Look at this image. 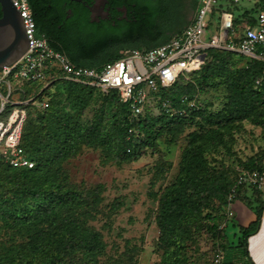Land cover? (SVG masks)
<instances>
[{"label": "rangeland", "instance_id": "1", "mask_svg": "<svg viewBox=\"0 0 264 264\" xmlns=\"http://www.w3.org/2000/svg\"><path fill=\"white\" fill-rule=\"evenodd\" d=\"M184 1H151L161 12L158 20L163 31L172 35L185 27ZM254 3V0H241L233 6L217 0L209 19L210 29H214L219 12L241 13ZM205 70L204 75H210L208 80L196 74L186 82L188 92L196 96V114L177 124L154 122V131L160 133L152 144L147 142L144 132L123 133L124 113L114 106L115 100L108 102L96 92L80 94L74 90L79 97L88 98V104L82 106L74 101L73 94H68L66 87L62 91H58L61 85L52 89L49 96L53 106L58 113L69 116L70 125L90 127L102 138L96 145L79 137L64 159L47 163L51 179L62 183L64 188L79 191L82 196L83 205L61 210L57 221L60 224L72 221L97 236L102 251L94 264H213L217 250L230 251V245L240 236L236 220L231 223L227 213L229 195L207 193L202 196L200 209L178 229L179 247L173 249L160 241L156 220L159 200L164 190L177 181L190 144L201 146L198 163L202 180L207 178L211 184L214 178L219 179L221 189L232 186L236 173L247 172L252 165L264 171V82L256 85L253 78L257 74L252 63L234 54L220 55ZM17 85L22 86L20 82ZM244 92L258 94L245 101ZM12 108L9 106L0 119L5 120ZM32 116L26 120L23 132L43 128L44 123ZM122 144L134 152L131 160L117 157ZM248 189H243L244 194L254 198L256 194ZM209 213L213 220L207 216ZM214 226L217 232L210 231ZM223 226H226L225 238L218 231ZM52 231L49 223L29 231L24 226L0 223V254L17 248L27 251L28 247L39 245L43 238L49 240L47 235Z\"/></svg>", "mask_w": 264, "mask_h": 264}, {"label": "trees", "instance_id": "2", "mask_svg": "<svg viewBox=\"0 0 264 264\" xmlns=\"http://www.w3.org/2000/svg\"><path fill=\"white\" fill-rule=\"evenodd\" d=\"M254 1L251 8L244 9L241 13L233 12L235 26L243 21L251 25L254 24L256 9L264 0ZM27 2L35 22L36 34L45 36L49 45L65 54L73 64L86 68H98L120 57L119 49L122 47L115 51L109 50V41L104 38L108 30L90 23L87 14L79 11L82 6L78 3L69 0H27ZM130 2L135 4L134 8H131L134 19H130L131 24H127L125 28L128 35V46L124 49L147 50L163 44L181 31L172 35L169 31H163L162 24L158 20L160 10L154 7L151 1L130 0ZM68 12L70 17L65 19ZM48 21H53L55 25L61 24V28L55 27V31H51L48 28ZM151 44L153 46L149 47ZM226 54L242 57L230 51L208 50L203 65L199 70L189 74L187 80L181 77L172 87L158 90L156 101L159 102L156 104L158 109L156 114H153L152 109H148L138 118L130 116L128 107L122 104L113 92L102 95L92 87L81 86L62 79L49 81L41 91L42 87L36 84L25 86V99L30 98L37 103L44 102V108L41 109L31 103L25 106L26 117L21 128V146L34 162V166L31 169L12 168L0 158V223L24 226L27 231L42 223H49L50 228L53 226V231L47 235L49 240L43 238L39 245L33 248L28 247L27 251L17 248L13 252L6 251L0 254V264H70L71 260L76 261V264H94L95 257L102 251V246L93 232L80 228L72 221L63 224L57 221L61 210L70 209L72 206L81 207L84 201L79 191L70 187L64 188L62 183L50 178L47 163H56L64 159L79 137L89 139L90 144L96 145L100 144L102 138L99 134H95V130L90 127H83L80 124L70 125L69 116L65 113H58L49 96L54 86H62L58 91H62L66 87L68 94L70 96L73 94L74 101L82 106L87 105L89 100L84 95L79 97V93L82 94L86 91L96 92L108 102L115 100L114 106L124 113L121 122L123 133L125 134L127 130H135L137 133L144 132L147 142L152 144L160 133L154 131V122L168 121V124H177L191 119L196 114L198 111L196 106L194 109L188 110L185 103L181 101L182 97L186 96L188 100L195 99V105L197 103L196 96L188 92L186 82L196 74H200L205 80H208L210 75H204L205 69L219 60L220 55ZM249 61L257 74L253 80L256 85H261L264 82V62ZM74 90L79 93L75 94ZM257 94L258 92L243 93L245 101L254 98ZM163 101H167L173 108L185 109L189 113L186 116L170 115L161 108ZM32 114L36 115V119L41 124L44 123L42 124L43 128L26 129L23 132L24 124L27 119L33 118ZM52 115H55L54 118ZM201 152L200 145L190 144V148L183 156L177 181L164 190L159 200L156 220L161 234L160 241L173 249L179 247L178 229L192 213L200 209L202 196H206L207 193L211 195L226 193L228 196L234 186V183L232 186L226 185L228 188L225 190L221 189L219 179L214 178L211 184H208L207 178L202 180V168L198 163ZM133 154L134 152L122 144L119 146L117 157L131 160ZM251 170L261 171L262 168L255 164L248 171ZM243 189L247 188L236 189L234 199H238L248 207L259 204L254 208L256 220L247 227L239 228L240 236L230 251L224 253L221 248L217 250V252L223 253L222 264H250L246 251V238L258 229L261 196L258 195L259 191L249 188L253 191L252 194H256L254 198H251V195L244 194ZM96 200L94 196L93 202ZM207 216L214 219L210 213ZM225 227L218 230L221 232L219 236L223 238L226 237ZM210 231L217 232V229L214 226L210 228ZM76 257L79 258L75 259Z\"/></svg>", "mask_w": 264, "mask_h": 264}, {"label": "built area", "instance_id": "3", "mask_svg": "<svg viewBox=\"0 0 264 264\" xmlns=\"http://www.w3.org/2000/svg\"><path fill=\"white\" fill-rule=\"evenodd\" d=\"M10 1L20 14L27 37V48L20 58L0 68V118L9 106L13 107L5 120L0 119V158L12 168L31 169L34 166L21 146V128L26 117L25 106L31 103L41 109L44 102L25 99L24 87L27 85L36 84L42 87L41 91L49 81L62 79L92 87L102 95L113 92L128 107L130 116L138 118L148 109L156 114L158 90L172 87L181 77L187 80L189 74L203 65L210 49L230 51L248 60L264 62V1L256 9L253 25L243 21L235 26V15L221 11L216 15L214 29H210L209 19L217 0H197L192 18L169 40L147 50L124 49L118 59L98 68L73 64L65 54L52 48L45 36L36 34L27 0ZM225 1L235 6L241 0ZM18 82L22 86H18ZM181 101L188 110L196 106L195 99L188 100L183 96ZM161 108L170 115H187L185 109L173 108L167 101L161 102ZM239 187L263 193L264 171L238 172L227 202L229 214ZM222 257V252H217L213 264H222Z\"/></svg>", "mask_w": 264, "mask_h": 264}, {"label": "flooded vegetation", "instance_id": "4", "mask_svg": "<svg viewBox=\"0 0 264 264\" xmlns=\"http://www.w3.org/2000/svg\"><path fill=\"white\" fill-rule=\"evenodd\" d=\"M142 1L150 2L155 0ZM76 3L82 6L79 8V11L87 14L90 23L108 30L104 38L109 41V50L115 51L122 47L119 49L120 52L122 51L121 49L128 46V35L125 32V28L130 23V19H134V13L131 9L134 8V3H131L130 0H81ZM184 4V19L188 22L192 18L196 8L195 0H185ZM69 17L70 14L68 12L65 19ZM60 26L61 24L55 25L53 21H48V28L51 31H55V27L60 29Z\"/></svg>", "mask_w": 264, "mask_h": 264}, {"label": "water", "instance_id": "5", "mask_svg": "<svg viewBox=\"0 0 264 264\" xmlns=\"http://www.w3.org/2000/svg\"><path fill=\"white\" fill-rule=\"evenodd\" d=\"M80 2L81 0H69ZM0 68L20 58L27 48L19 12L10 0H0Z\"/></svg>", "mask_w": 264, "mask_h": 264}, {"label": "crops", "instance_id": "6", "mask_svg": "<svg viewBox=\"0 0 264 264\" xmlns=\"http://www.w3.org/2000/svg\"><path fill=\"white\" fill-rule=\"evenodd\" d=\"M195 6L197 7L196 1ZM260 201L261 214L259 218L258 229L246 238V251L250 264H264V192L262 193ZM256 205L259 204H253L251 207H248L243 202L235 199L230 206V215L232 220L231 223H233V220H236V226L238 229L247 227L253 223L256 220V214L254 210ZM232 225L234 226V224ZM236 240L232 242L230 248L234 243H236Z\"/></svg>", "mask_w": 264, "mask_h": 264}]
</instances>
